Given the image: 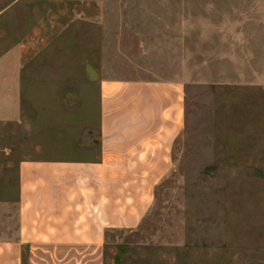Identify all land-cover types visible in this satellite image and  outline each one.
I'll return each instance as SVG.
<instances>
[{
  "label": "rangeland",
  "instance_id": "obj_1",
  "mask_svg": "<svg viewBox=\"0 0 264 264\" xmlns=\"http://www.w3.org/2000/svg\"><path fill=\"white\" fill-rule=\"evenodd\" d=\"M61 4L60 50L24 82L43 95H25L22 121L0 127V201L11 203L0 205V237L18 229L22 161L98 154L100 75L176 81L186 122L172 172L140 227L108 232L90 263L264 264V0Z\"/></svg>",
  "mask_w": 264,
  "mask_h": 264
},
{
  "label": "crops",
  "instance_id": "obj_2",
  "mask_svg": "<svg viewBox=\"0 0 264 264\" xmlns=\"http://www.w3.org/2000/svg\"><path fill=\"white\" fill-rule=\"evenodd\" d=\"M63 1L0 0V127L22 121L25 95H43L24 82H33L34 66L47 63L51 48L60 50L55 44L67 28L62 18L70 13ZM39 2L51 3L40 8ZM21 17L36 22L23 24ZM58 59L62 64L65 56ZM94 82L98 154L20 163L18 229L15 238L0 237V264H91L108 232L140 227L172 172L174 147L185 129V84L105 75Z\"/></svg>",
  "mask_w": 264,
  "mask_h": 264
}]
</instances>
